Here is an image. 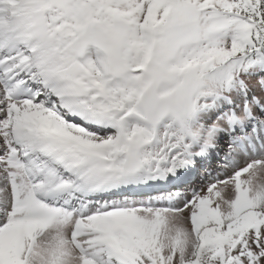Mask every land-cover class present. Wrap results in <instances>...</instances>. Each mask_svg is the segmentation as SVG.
I'll return each instance as SVG.
<instances>
[{
  "label": "snow or ice",
  "instance_id": "obj_1",
  "mask_svg": "<svg viewBox=\"0 0 264 264\" xmlns=\"http://www.w3.org/2000/svg\"><path fill=\"white\" fill-rule=\"evenodd\" d=\"M0 264H264V0H0Z\"/></svg>",
  "mask_w": 264,
  "mask_h": 264
},
{
  "label": "rangeland",
  "instance_id": "obj_2",
  "mask_svg": "<svg viewBox=\"0 0 264 264\" xmlns=\"http://www.w3.org/2000/svg\"><path fill=\"white\" fill-rule=\"evenodd\" d=\"M98 55V52H97V50L95 49V47L94 46H90L89 47V49L87 50V52H86V54H85V58H93V59H95L96 58V56ZM214 158V160H216L217 161V158L216 157H213ZM216 158V159H215ZM201 166L202 165H200L199 167H198V169H197V171L196 172H194V173H191V177L189 178V184L191 185H193V183L196 185V184H199V183H201V182H199L200 180H199V178H198V174L203 170L202 168H201ZM205 167V166H204ZM203 167V168H204ZM204 179H202V181H203ZM188 184H186V187L185 188H187V187H189L190 185H188Z\"/></svg>",
  "mask_w": 264,
  "mask_h": 264
},
{
  "label": "bare ground",
  "instance_id": "obj_3",
  "mask_svg": "<svg viewBox=\"0 0 264 264\" xmlns=\"http://www.w3.org/2000/svg\"><path fill=\"white\" fill-rule=\"evenodd\" d=\"M216 164H217V161L214 160V158L210 159L209 161H205V162H203L201 164L202 165L201 167H202L203 170L198 174V178L200 180L199 182H202V179H206V177L204 176V170L207 169V170H210V171H215L216 170ZM188 185H190V184H188ZM193 185H195V184L193 183ZM182 187L185 188L186 187V184L185 185H182Z\"/></svg>",
  "mask_w": 264,
  "mask_h": 264
}]
</instances>
